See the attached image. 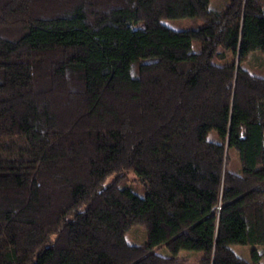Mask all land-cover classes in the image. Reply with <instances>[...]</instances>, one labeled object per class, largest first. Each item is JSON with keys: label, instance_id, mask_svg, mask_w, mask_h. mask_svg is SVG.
I'll return each instance as SVG.
<instances>
[{"label": "trees", "instance_id": "obj_1", "mask_svg": "<svg viewBox=\"0 0 264 264\" xmlns=\"http://www.w3.org/2000/svg\"><path fill=\"white\" fill-rule=\"evenodd\" d=\"M211 1L0 0V264H261L264 0Z\"/></svg>", "mask_w": 264, "mask_h": 264}, {"label": "rangeland", "instance_id": "obj_2", "mask_svg": "<svg viewBox=\"0 0 264 264\" xmlns=\"http://www.w3.org/2000/svg\"><path fill=\"white\" fill-rule=\"evenodd\" d=\"M225 4L224 0H212L210 7L215 8H221ZM164 23L168 25L169 27H172L174 29L178 30H188L193 26V20L192 18H184V19H168L165 20ZM193 50L198 51L199 46L196 42L193 44ZM213 140H217L214 139ZM230 169L233 172H239L241 170V165L239 161V155L236 151L232 152L231 155V163H230ZM115 176H110L105 185L110 184ZM136 176L134 173H128L125 177H123L121 180L122 186H127L131 188L136 194L139 196H144L146 192V188L143 184L138 183L135 181ZM126 239L129 244L132 245H145L148 242V235H147V228L143 225L136 224L134 225L126 234ZM254 249H257L259 251L263 250L264 247L262 246H242V245H236L233 246L234 252L237 254V256L244 258L245 260L251 262L252 261V251ZM157 254L162 256H171L170 251L166 247H161L157 250ZM180 262L178 264H201V259L203 258L202 252L197 251H181L177 255ZM261 264H264V257L261 261Z\"/></svg>", "mask_w": 264, "mask_h": 264}]
</instances>
